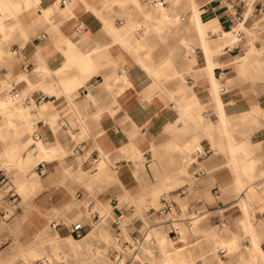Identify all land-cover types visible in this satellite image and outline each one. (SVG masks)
Instances as JSON below:
<instances>
[{"label": "crops", "instance_id": "obj_1", "mask_svg": "<svg viewBox=\"0 0 264 264\" xmlns=\"http://www.w3.org/2000/svg\"><path fill=\"white\" fill-rule=\"evenodd\" d=\"M181 1L172 4L167 0L166 3L172 9L162 16L161 11L153 7L151 0H0V82L9 72L15 76L10 91L19 93L22 89L24 102L33 106L35 101L37 106L31 108L34 114L31 122L38 129L47 131L48 140L54 139L56 144L53 145L55 149L47 151L45 156L40 152L35 156L42 157L41 160L51 159L52 162L48 160L49 170L42 173L45 187L34 196L39 208L33 217L34 223H39L41 210L51 207L63 209L73 199L70 183L62 182L68 175L66 166L73 159L72 155L67 154L69 149L83 158V164L100 160L101 149L106 153H103L105 161L109 155L118 159V155L123 153L120 148L139 156L137 153L141 150L142 154L148 140L149 145L151 141L158 142L155 129L157 124L164 121L163 141L169 140V123L177 129L188 128L179 117L174 102L177 104L180 97L185 96L186 92L190 94L193 89H205V66L208 58L196 29H190L194 2L188 0L189 10L183 12L176 9ZM195 1L213 8L225 28L234 23L235 14L224 0ZM245 7L246 2L238 11L234 3L235 13L239 17L243 18ZM255 9L247 22L259 29L263 25L264 29V7L259 16H255ZM187 15L184 32L171 49V40L166 42L161 38V22L177 21L181 16ZM208 31L210 34L214 33L211 28ZM43 33L46 36L41 37ZM198 48L201 49L200 52ZM241 48L242 43L237 46L226 45L222 57L220 52H211L209 55H215L218 61L221 57L225 62V65L221 63L215 66V74L221 78L224 87H227V91L222 93L224 98H239L241 106L251 108L256 102L261 105L262 100L254 87L249 85L248 79L251 77L248 73L257 69L260 78L264 77V61L239 67L238 63L232 61V56L238 53L236 49L240 51ZM4 94L12 95L9 91ZM261 96L264 97V94ZM241 100L251 103L240 102ZM254 111L251 108L249 114L253 115L252 121L245 122H249V126H244L245 123L235 125L236 118L231 123L236 138L250 145L249 154L253 152L252 146L257 138L264 140V127L255 130L254 122L259 114L254 117ZM205 112L209 117L218 119L213 105H209ZM237 113H241V110L235 111L233 117ZM38 115L40 118L37 121L35 118ZM16 122L20 128L27 127L28 124L23 119ZM196 127H200V131L203 129L202 124H197ZM242 133L248 137L251 135V141L239 139ZM191 134L190 131L186 136L174 139L185 140L191 138ZM33 136L39 140L43 131H34ZM81 136L84 138L78 140ZM223 140L225 142V138ZM202 142L209 143L203 139ZM219 152L214 151L207 158L201 159L203 163L199 167L205 166L208 171L200 168L197 171L203 175L205 173L206 181L200 187L207 189L205 191L208 195V182L212 183L216 179L224 181L227 179L225 175H231L230 168L224 172L216 170L220 160L225 159ZM251 157L252 160L256 158L252 154ZM136 160L138 161L137 158ZM36 169L40 172L38 163ZM222 174L224 177L219 180L218 177ZM255 184L259 188L257 180ZM216 186H212L211 190ZM217 201V205L206 203L207 216L202 222L204 226L225 220L219 211L222 208L220 200ZM177 202L179 205L187 204L189 195ZM200 202L201 199L197 205ZM235 218L240 219L233 216L232 224ZM236 234L239 238L244 236L243 232ZM196 235L190 232L187 240H174L173 242H180L174 246L166 232L163 247L156 237H152L158 241L160 251L156 255L151 251L150 244L145 245L150 249L151 264H160L156 259L158 257H163L168 264L223 263L222 257L221 260H213L211 257L214 250L220 255L219 240L231 238L233 233L210 238L200 245L194 244ZM112 240L114 243L119 241L117 236H113ZM188 240L194 242L190 243ZM127 243L125 248H129V241ZM135 247L139 251L140 245L136 244ZM223 251L225 249H221ZM108 255H111L110 252ZM121 256L116 254L114 257L119 261ZM247 257L248 264H254L249 250ZM131 259V264L137 263L136 253L132 254Z\"/></svg>", "mask_w": 264, "mask_h": 264}, {"label": "rangeland", "instance_id": "obj_2", "mask_svg": "<svg viewBox=\"0 0 264 264\" xmlns=\"http://www.w3.org/2000/svg\"><path fill=\"white\" fill-rule=\"evenodd\" d=\"M233 2L238 11L243 8L245 3L244 0H233ZM253 6L254 9L256 8L255 16H259L263 12L264 0H254ZM176 9L177 11H188V0H182ZM187 19L188 15L181 16L177 21L161 22L163 33L161 38L166 42L169 39L171 40V49L183 34L184 21ZM261 26L263 27V25ZM262 27L257 31L255 37L257 48L264 44V29ZM197 50L198 52L201 51L199 48ZM236 52H239V49H236ZM256 71L252 70L248 73L251 77L248 79V83L251 87H254L257 96H260L261 105L264 109V97L261 96V94H264V77L260 78L257 69ZM14 78L15 76L9 72L1 80L0 92L9 91L14 93V90L10 91L11 82ZM243 102L251 103L248 101ZM174 104L176 106V101ZM175 106L173 108H176ZM257 113L260 115L254 122L256 124L255 130H260L264 127V113L254 111L253 114L256 115ZM39 118L38 115L35 119L38 121ZM3 119L4 115L0 111V130H6L2 126ZM22 119L19 115H15L16 121ZM212 119L216 120V118ZM252 119L253 115L247 118L249 121H252ZM32 125V130L38 128L33 123ZM168 125L169 140H166L167 142L163 141V121L157 124L155 128L158 133L157 146L151 148L149 145L150 140H148L147 147L142 150V154L139 156L120 148L123 153L118 155V159L109 155L105 161L104 154L106 153L101 149L102 157L100 160L98 159L99 161L83 164V158L80 155L73 154L72 149H69L67 154L72 155L73 159L66 166L68 175L62 182L70 183L73 199L63 209L51 207L48 210H41L39 223H34L33 217L39 209L34 201V196L45 187L43 174L36 169V165L42 157L34 158L27 169V179L23 181V169L19 168L16 162L11 161L13 158L10 152L11 146L18 147L16 152L18 154L24 152L23 141L12 132L16 127H9V132L5 136L0 133V264L32 263L40 258L47 257V253H50L54 264H107L109 261L105 256L106 248L113 258L116 254H121L124 256V260L128 261L126 264H131L132 254L138 252L135 247L138 242L135 241L134 234H145L152 225L162 224L161 226L169 234L170 240H176L171 236L164 221V216L160 215L157 209L163 197L176 200V198L183 195H189V202L181 205L183 215H188L192 211H200L194 227H189L183 223V233L186 238H188L190 232H193L197 234L194 244L200 245L210 238L228 236L232 232L235 241L233 246L219 244V253L223 259L221 264H248L247 254L251 242V232L245 221L237 218H235L233 224L231 221L233 216L236 217L241 211L238 204L233 205L237 198L234 192V182H236L239 169L236 168L233 160L229 158L231 152L224 147V140L220 143L222 148L218 144L217 146L213 145L210 138L202 135L201 140L208 141L213 147V152L220 151L219 154L225 157V159L220 160L216 170L224 172V170L227 171L226 169L230 168L231 171V175H225L227 179L224 181L220 180L224 177L222 174V176L218 175L220 181L216 179L212 183L208 182V195L205 191L207 189L203 190L200 187V184L206 181L205 173L203 175L197 172L200 169L208 171V168L205 166L199 167L203 161H194L190 166H186L183 155L171 143L174 138L186 136L190 129H177L170 126V123ZM245 125L249 126L250 123L247 122ZM248 128L253 130L252 127ZM41 131L45 130L42 129ZM244 135L242 133L239 139L251 141V135L249 137ZM83 138L81 136L78 140ZM259 139L257 138L256 143L252 146L253 152L251 154L256 157L254 159L253 179L257 180L259 186L257 189L264 195V140ZM48 160L52 162L51 159ZM102 162L106 166L105 169L100 173L93 172L94 167ZM135 169L136 171H134ZM35 175H38L40 182L36 183L31 180V177L34 178ZM214 185L220 188L221 199L215 197L214 189L211 190ZM199 199H201V202L197 205ZM217 200H220L219 203L222 208L219 211L225 217V220L221 223H219L220 221H214L208 227L204 226L202 222L207 216L206 203L217 205ZM250 210L256 229L264 231V204L260 206L253 204ZM96 212L97 215H94ZM76 213H79V216ZM120 215L123 217V221L116 223L115 219ZM82 218L87 223L86 233L81 237L72 235L69 228L70 224ZM56 221L59 224L54 225ZM238 232H243V238H239L236 234ZM113 236L118 237V243L121 247L113 245ZM55 237H67L69 242L77 240L82 246L83 256L86 259H81L80 255L67 247L60 248V256H57L53 251V244L50 242ZM86 240L89 243H85ZM126 241H129V248H125ZM188 242L193 243L194 241L188 240ZM260 243L264 247V234L260 238ZM145 244H150L151 251L156 255L159 254L160 246L157 240L152 238L147 240ZM150 249L145 246L142 247V259L138 258V264H151ZM221 249H225V251L221 252ZM52 261L48 259L46 264H51ZM114 264H118V262L115 260Z\"/></svg>", "mask_w": 264, "mask_h": 264}, {"label": "bare ground", "instance_id": "obj_3", "mask_svg": "<svg viewBox=\"0 0 264 264\" xmlns=\"http://www.w3.org/2000/svg\"><path fill=\"white\" fill-rule=\"evenodd\" d=\"M151 1L153 3V7L157 11H161L162 16L166 11L172 9V7L166 3L167 0ZM169 1L173 4L177 3L178 0ZM244 1L246 2L247 6L244 9L245 12L242 18L235 13L236 8H234L233 0H224V2L229 5V8H231V11H233L235 14L234 23L231 26L225 28L218 19V13H215L213 8H208L203 4H197V2L193 0L194 5L191 8L193 15L191 16L190 29H196L198 39L201 40V43H203L205 46V51L208 58L207 65L205 66L207 73L205 78L207 80V84L205 85V89L203 91L193 89V92L190 94L186 92L185 96L183 95L177 101L176 107L179 111V117L182 118L183 121L188 125V128L192 132V137L185 140L174 139L171 141V143L174 144L175 148H177V150L183 155V160L186 166H190V164H193L195 161V158L193 159V153L196 149V146L201 143L202 135L210 138V141L213 143V145L217 146L218 144L221 147L222 145H220L218 140H223V138H225L224 147H226L227 150L231 152V156L229 158L230 160H233L236 168L239 169L236 182H234V192L237 195V198L233 205L238 204L240 206L241 212L236 217H240V220L245 221L247 228L251 232L252 240L250 246L248 247L251 256V262L254 264H264V249L260 243V238L264 234V231L256 229L250 210V207H252L253 204H257L259 206L264 204V195L259 192L255 184V179H253L254 160H252V157L249 156L250 154L248 153L250 145L239 141L236 138L234 129L231 127V123L233 122L234 118H236L234 122L235 125L244 124L249 114H251V108L261 114L264 113V109L257 102L254 104V106H251V108H245L241 106L240 103H238L239 98H231L229 100L225 99L221 90L224 85L222 84L221 78L215 74L216 65L221 63L225 65V62L222 61L221 57L223 56V53H225L224 48L226 45L234 46L242 42V49L236 55L232 56V61H234V63H238L239 67H243V65L248 64L250 65L251 63H261L264 61V44L260 48L255 46V37L259 28L256 26H250L247 22L248 17L254 10V0ZM141 5L142 4H140V6ZM211 21H216V23H211ZM210 28L214 33H209L208 30ZM211 52H220L221 60L218 61L215 55H209ZM243 69L244 68H242V70ZM196 81L198 82V79ZM23 93L24 91L22 89L19 91V93H12L10 96H5L4 92H0V111L4 115L2 126L6 128V130H0V133L1 135L5 136L9 132V127L11 128L15 125L16 129L11 131L21 138L25 150L21 154H18L16 153L18 151V147L11 146L10 152L13 158L11 161L16 162L17 166L23 169V181H25L27 179V169L30 167L36 154L40 152L39 154H43L45 156L47 151L52 152L55 149L53 145L56 144L54 143V139L48 140L47 131H43V136L39 140L33 136L34 132L32 131H35V133L39 131L41 132V130L38 128L32 130L33 125L31 122V117L34 114L31 112V108L37 105L35 101H33V106L27 102H24L22 98ZM209 105H213L216 108L218 113L217 120L212 119L205 112ZM238 110H241V113H237L233 117V113ZM15 115H19L24 121H28L27 127L20 128L19 124H17L15 120ZM254 117H257V115H254ZM197 124L203 125L202 131H200V127H196ZM156 146L157 143L151 141L150 147L155 148ZM137 154L141 155V150ZM200 161L201 160L198 162ZM105 167L106 166L104 162H102L94 167L93 172L100 173L105 169ZM38 178V175H35L34 178L31 177V180L37 183L40 182ZM187 196L188 195L180 196L176 198V200L178 201V199ZM76 215L79 216V213H76ZM196 220L197 219H195V221ZM161 225L162 224L152 225L151 228L145 232L144 241L141 242V245L138 243L140 245V249L136 253V257L142 259V247L145 246L146 244L144 245V243L147 240L152 239V237H156L162 247L165 245L166 232ZM68 237L72 239L70 235H68ZM171 241L172 245L174 246L179 245L180 243L173 242V240ZM50 242H52L53 251L57 254V256H60V248L62 247H67L76 254L84 253L83 249L81 248V244L77 240L69 242L67 237H55L52 238ZM85 243H89L88 240H86ZM234 243L235 241L233 237H224L219 240L218 246L221 244L231 247L234 245ZM113 245H117L119 247L118 243L113 242ZM127 246L128 243H126L125 247ZM108 254L109 250L106 248L105 256L109 261L107 264H114L116 260L115 257L113 258ZM46 256L48 259H50V261H52L50 253H47ZM122 257L119 258V261H116L118 263L120 262L122 264H126L124 256ZM211 258L213 260H221V256L215 250L213 251ZM81 259L84 260L86 257L81 255ZM156 259L159 260L158 263L160 264H168L165 259L163 260V257H158ZM51 264H54V262L52 261ZM174 264L178 263L174 262Z\"/></svg>", "mask_w": 264, "mask_h": 264}, {"label": "built area", "instance_id": "obj_4", "mask_svg": "<svg viewBox=\"0 0 264 264\" xmlns=\"http://www.w3.org/2000/svg\"><path fill=\"white\" fill-rule=\"evenodd\" d=\"M46 36V33H43L41 35V37ZM237 46V45H235ZM1 84V82H0ZM222 93H225L227 90L226 88H222ZM14 93H17V91H15ZM213 152V147L211 146L210 143L206 144V143H200L196 146V149L194 150V158L195 161H199L203 158H205L206 156H208L209 154H211ZM38 169L40 170V172L42 173H46L49 170V164H48V160L46 159H42L38 162ZM214 194L215 197L217 199L220 198V189L219 187H215L214 189ZM158 213L160 215L164 216V221L166 222V225L171 233V236L177 240H179L180 242H183L184 240H186V236L183 234V223H185L187 226L189 227H194L196 225L195 219H197V211H192L190 213H188V215H183L182 214V206L179 205L177 203V201L175 199L172 198H165L163 197L160 201V204L158 206L157 209ZM94 215H97V212L94 213ZM123 221V217L120 215L115 219L116 223H121ZM59 224V222H54V225ZM70 232L72 233V235L77 236V237H81L86 233V229H87V223L85 222V220L82 219H78L76 221H73L70 224ZM134 239L135 241H137L139 244H141L142 241H144L145 239V235L144 233H137L134 234ZM127 243V241H126ZM125 243V245H126ZM122 257V256H121ZM48 261V257H44V258H40L38 260H36L35 262L32 263H20V264H46ZM128 261H125V263H127Z\"/></svg>", "mask_w": 264, "mask_h": 264}]
</instances>
